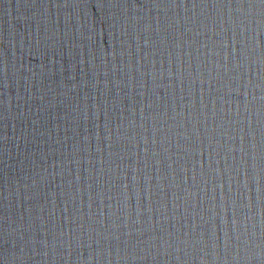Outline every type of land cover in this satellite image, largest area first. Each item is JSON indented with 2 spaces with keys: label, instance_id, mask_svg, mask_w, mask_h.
I'll return each instance as SVG.
<instances>
[{
  "label": "water",
  "instance_id": "water-1",
  "mask_svg": "<svg viewBox=\"0 0 264 264\" xmlns=\"http://www.w3.org/2000/svg\"><path fill=\"white\" fill-rule=\"evenodd\" d=\"M0 264H264V0H0Z\"/></svg>",
  "mask_w": 264,
  "mask_h": 264
}]
</instances>
